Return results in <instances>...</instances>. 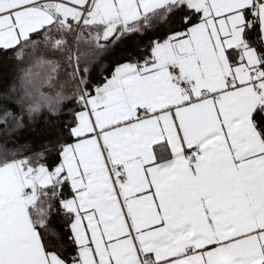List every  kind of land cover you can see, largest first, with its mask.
Segmentation results:
<instances>
[{"label":"snow or ice","instance_id":"6c2138e0","mask_svg":"<svg viewBox=\"0 0 264 264\" xmlns=\"http://www.w3.org/2000/svg\"><path fill=\"white\" fill-rule=\"evenodd\" d=\"M0 264H264V0H0Z\"/></svg>","mask_w":264,"mask_h":264},{"label":"trees","instance_id":"16d2710c","mask_svg":"<svg viewBox=\"0 0 264 264\" xmlns=\"http://www.w3.org/2000/svg\"><path fill=\"white\" fill-rule=\"evenodd\" d=\"M7 69L0 68V72H6Z\"/></svg>","mask_w":264,"mask_h":264}]
</instances>
